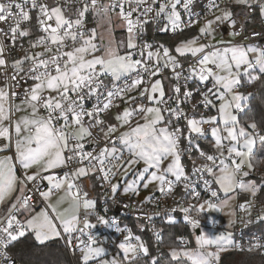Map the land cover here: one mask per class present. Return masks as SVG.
Instances as JSON below:
<instances>
[{
	"label": "snow or ice",
	"instance_id": "1",
	"mask_svg": "<svg viewBox=\"0 0 264 264\" xmlns=\"http://www.w3.org/2000/svg\"><path fill=\"white\" fill-rule=\"evenodd\" d=\"M0 264H264V0H0Z\"/></svg>",
	"mask_w": 264,
	"mask_h": 264
}]
</instances>
